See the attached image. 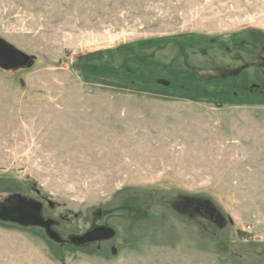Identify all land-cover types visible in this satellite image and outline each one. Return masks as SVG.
I'll return each instance as SVG.
<instances>
[{"label":"rangeland","instance_id":"rangeland-1","mask_svg":"<svg viewBox=\"0 0 264 264\" xmlns=\"http://www.w3.org/2000/svg\"><path fill=\"white\" fill-rule=\"evenodd\" d=\"M0 38V203L63 241L0 221V264H264V0H0Z\"/></svg>","mask_w":264,"mask_h":264},{"label":"water","instance_id":"water-1","mask_svg":"<svg viewBox=\"0 0 264 264\" xmlns=\"http://www.w3.org/2000/svg\"><path fill=\"white\" fill-rule=\"evenodd\" d=\"M30 58L23 51L0 38V67L5 70L19 69L28 65ZM42 205L39 202L18 199L15 202L0 203V219L17 223L21 226H39L47 231L49 238L61 242L60 236L51 228L52 221L41 216ZM115 236V231L104 227L87 233L76 239V243H88L99 240H109Z\"/></svg>","mask_w":264,"mask_h":264},{"label":"trees","instance_id":"trees-1","mask_svg":"<svg viewBox=\"0 0 264 264\" xmlns=\"http://www.w3.org/2000/svg\"><path fill=\"white\" fill-rule=\"evenodd\" d=\"M248 67L249 66H245V67H242V68H240L239 70H237V71H234V72H232L231 74L229 73L227 76H225V77H223V74H225L226 72H223L222 74H220V75H218L217 77H215L216 79L218 78V79H228V80H232V81H234V80H236L239 76H241L242 75V73L243 72H245L247 69H248ZM18 199H24V200H29V201H34V200H31V199H26V198H23L22 196H19V195H14V196H12V197H10V198H8V199H6L5 201H3V202H1V203H5L6 201H8V202H15L16 200H18ZM35 202H37V201H35ZM41 204V203H40ZM42 205V204H41ZM42 209H43V205H42ZM42 212V211H41ZM129 213V212H128ZM0 221H3V222H9V221H4V220H1L0 219ZM39 227V226H38ZM43 228V227H42ZM43 229H45V228H43ZM46 231V230H45ZM46 233H47V231H46ZM48 236V235H47ZM49 237V236H48ZM51 239V238H50ZM52 240V239H51ZM52 241H54V240H52ZM55 243H63V241H62V239H61V242H56V241H54ZM73 243V242H72ZM74 244V243H73Z\"/></svg>","mask_w":264,"mask_h":264},{"label":"flooded vegetation","instance_id":"flooded-vegetation-1","mask_svg":"<svg viewBox=\"0 0 264 264\" xmlns=\"http://www.w3.org/2000/svg\"><path fill=\"white\" fill-rule=\"evenodd\" d=\"M52 225H53V223H52ZM52 225H51V228H52ZM103 228H104V227H103ZM97 229H99V228H97ZM45 230H46V229H45ZM95 230H96V229H95ZM93 231H94V230H93ZM91 232H92V231H91ZM85 235H86V234H85ZM85 235H84V236H85ZM81 237H83V236H81ZM114 237H115V236H114ZM114 237H113V238H114ZM78 238H80V237H78ZM78 238H76V239H78ZM113 238H111V239H113ZM76 239H74L73 243L76 244V245H80V246H81V245L91 244V243H94V242L107 241V240H99V241H93V242H88V243H80V244H77V243H76ZM111 239H109V240H111Z\"/></svg>","mask_w":264,"mask_h":264}]
</instances>
